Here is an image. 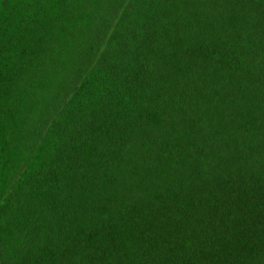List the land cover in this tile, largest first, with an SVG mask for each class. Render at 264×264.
<instances>
[{
    "label": "trees",
    "instance_id": "trees-1",
    "mask_svg": "<svg viewBox=\"0 0 264 264\" xmlns=\"http://www.w3.org/2000/svg\"><path fill=\"white\" fill-rule=\"evenodd\" d=\"M0 264H264V0H0Z\"/></svg>",
    "mask_w": 264,
    "mask_h": 264
}]
</instances>
